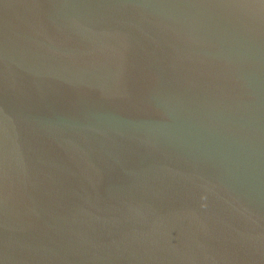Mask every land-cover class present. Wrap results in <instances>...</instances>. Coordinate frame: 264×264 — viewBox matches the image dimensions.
I'll return each mask as SVG.
<instances>
[{"label":"water","instance_id":"water-1","mask_svg":"<svg viewBox=\"0 0 264 264\" xmlns=\"http://www.w3.org/2000/svg\"><path fill=\"white\" fill-rule=\"evenodd\" d=\"M0 264H264V0H0Z\"/></svg>","mask_w":264,"mask_h":264}]
</instances>
